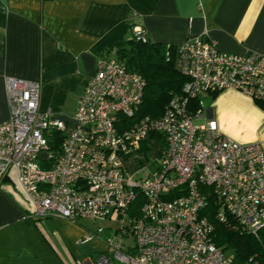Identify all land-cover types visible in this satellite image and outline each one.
Returning <instances> with one entry per match:
<instances>
[{"label":"built area","instance_id":"1","mask_svg":"<svg viewBox=\"0 0 264 264\" xmlns=\"http://www.w3.org/2000/svg\"><path fill=\"white\" fill-rule=\"evenodd\" d=\"M131 37L145 41L144 30L134 28ZM176 54L186 81L157 118L137 116L145 80L113 58L97 60L70 128L40 110V82L4 79L9 115L0 124V182L14 171L30 217L103 221L142 202L140 216L120 230L133 236V246L107 238L112 251L90 264H234L211 240L213 225L203 215L210 201L220 223L234 219L252 235L264 229L261 144L231 140L213 118L193 123L201 117V95L233 90L264 102V55L220 51L206 33L188 37ZM53 132L64 135L55 153L47 140ZM155 135L162 139H149ZM156 141L161 148L153 164L147 152ZM141 157L153 169L129 172L127 165ZM104 231L98 227L87 239Z\"/></svg>","mask_w":264,"mask_h":264},{"label":"crops","instance_id":"2","mask_svg":"<svg viewBox=\"0 0 264 264\" xmlns=\"http://www.w3.org/2000/svg\"><path fill=\"white\" fill-rule=\"evenodd\" d=\"M136 27L166 47L206 33L220 51L264 55V0H0V124L9 115L4 79L13 77L40 82V110L70 128L97 60H118ZM205 97L211 106L199 119L204 111L231 140L264 149V109L255 101L233 90L201 95L202 104ZM30 209L11 171L0 182V264H90L108 253L104 235L87 239L98 228L33 218Z\"/></svg>","mask_w":264,"mask_h":264},{"label":"trees","instance_id":"3","mask_svg":"<svg viewBox=\"0 0 264 264\" xmlns=\"http://www.w3.org/2000/svg\"><path fill=\"white\" fill-rule=\"evenodd\" d=\"M176 49L177 47L174 46L166 47L151 43L145 36L143 42L136 41L131 37L126 47L117 51L118 60L123 62L128 70L141 75L146 83L143 100L137 112L138 117H160L170 99L181 94L186 78L177 69ZM255 102L264 109V102ZM47 137L50 150L54 153L58 152L64 135L53 132ZM149 139L160 141L162 137L155 135L149 137ZM145 148L146 144L143 150ZM141 203L138 198L130 207L127 214L130 219L140 216ZM203 215L213 225L212 242L218 248L230 254L233 257L234 264H264V229L256 235H252L244 231L234 219L220 223L215 218L211 201L206 205ZM78 221L74 223H78ZM129 227L130 220L122 228L128 230ZM104 240H107L106 237Z\"/></svg>","mask_w":264,"mask_h":264},{"label":"rangeland","instance_id":"4","mask_svg":"<svg viewBox=\"0 0 264 264\" xmlns=\"http://www.w3.org/2000/svg\"><path fill=\"white\" fill-rule=\"evenodd\" d=\"M211 106V99L209 97H205L203 98V107L207 108ZM204 110V109H203ZM72 113V112H70ZM205 122V116H204V111H203V118L201 119H194L193 123L195 125H201ZM160 148H161V143L159 141H156L154 143H152L150 150H148L147 155L148 157L154 161L153 164H155V158L158 157V154L160 152ZM151 163H148L146 157H141L138 161H136V164L133 163L132 165L128 164L127 166L130 167L128 168L129 172H132L135 168L140 169L146 166L147 169H153L154 165ZM129 221V217L128 215H124L122 218L121 217H116V215H114L111 219H106L103 221H95V222H91L88 220H84L81 219V223L85 226H87L92 232H95L96 229L98 227H102L104 228V233H102V235H104V238H112L115 241L118 240H123L127 246L131 247L133 246L134 242H133V236L128 232V236H122L120 231H117L119 229H121L122 227H124L126 225V223H128ZM106 233V234H105ZM109 251H112L111 249H109ZM114 264H120L118 262H114Z\"/></svg>","mask_w":264,"mask_h":264}]
</instances>
